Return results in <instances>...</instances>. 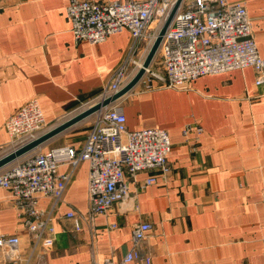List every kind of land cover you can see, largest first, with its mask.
I'll return each mask as SVG.
<instances>
[{"label":"crops","instance_id":"1","mask_svg":"<svg viewBox=\"0 0 264 264\" xmlns=\"http://www.w3.org/2000/svg\"><path fill=\"white\" fill-rule=\"evenodd\" d=\"M230 1L246 5L264 57V0ZM69 2L0 0V148L10 142L8 117L26 101L37 97L47 131L57 127L98 99L131 48L128 30L100 43L76 41ZM160 25L155 20L152 29ZM256 79L255 69L246 67L202 75L186 88L157 84L146 90L137 84L122 104L128 128L167 129L171 171L153 173L157 181L144 188L149 172L139 173L130 183L132 199L91 222L86 217L89 163L81 162L59 201L37 195L38 208L55 228L49 249L34 246L11 192L0 188V233L20 238L16 247L0 250V264L30 256L31 264H124L134 247L151 257L150 264H264V83L257 85ZM83 121L40 147H80L91 129ZM188 124L192 128L185 133ZM70 210L80 229L65 216ZM144 220L152 228L136 246L134 227Z\"/></svg>","mask_w":264,"mask_h":264},{"label":"built area","instance_id":"2","mask_svg":"<svg viewBox=\"0 0 264 264\" xmlns=\"http://www.w3.org/2000/svg\"><path fill=\"white\" fill-rule=\"evenodd\" d=\"M176 2L70 0L67 16L76 41L100 43L124 30L130 31L133 37L131 48L114 73L113 80L105 86L98 99L74 111L73 116L119 92L136 75ZM155 20H159L161 25L153 30ZM246 67L257 72V85L264 83V57L259 52L246 5L230 0H183L163 35L155 57L137 84L146 90L157 84L186 88L202 75ZM155 80L159 83H154ZM124 97L90 115L93 118L91 129L80 147L65 144L42 149L40 145L0 168V188L11 192L34 246L42 245L49 249L55 240L51 216L38 208L37 195L59 201L73 170L81 162L89 163L86 217L91 222L97 216L107 215L116 203L132 199L134 193L130 183L139 173L149 172L141 185L144 188L157 181L153 173L167 175L171 171L169 154L172 141L168 130L159 126L130 130L122 105ZM5 127L10 142L7 147L0 148V158L47 132L48 122L39 99L32 97L11 113ZM191 128V124L186 125L184 132L188 133ZM197 130L200 132L202 128ZM62 166H70L71 170L61 172ZM65 216L75 219L76 227L80 229L79 218L73 210ZM151 228L152 223L148 220L135 225L133 239L136 246L147 238ZM19 242L16 235L0 233L2 251L16 247ZM31 259V256L25 261L6 259L2 264H31ZM133 260L150 264L151 257L144 256L134 247L125 255L123 263ZM102 264L115 263L106 260Z\"/></svg>","mask_w":264,"mask_h":264},{"label":"water","instance_id":"3","mask_svg":"<svg viewBox=\"0 0 264 264\" xmlns=\"http://www.w3.org/2000/svg\"><path fill=\"white\" fill-rule=\"evenodd\" d=\"M182 1L183 0H177L176 5L172 9V11L169 14L166 22L162 26L156 40L154 41V43H153L145 61H144L143 67L140 68V70L136 73V75L119 92H117L114 95H112L111 97L103 100L102 102H98L97 104L93 105L92 107H90V108L78 113L77 115L71 117L70 119H68L67 121L58 125L57 127H55L53 129L47 131L46 133L42 134L41 136H39L34 141L20 147L16 151H13V152L7 154L6 156L0 158V168L3 167L4 165L8 164L9 162L13 161L17 157L25 154L26 152L40 146L41 144H43L44 142H46L50 138H52V137L58 135L59 133L63 132L65 129H67V128L71 127L72 125H74V124L82 121L83 119L89 117L95 111L99 110L101 107L109 105L112 101L117 100L118 98L126 95L133 88H135V86L137 85V83L139 82L141 77L143 76V74L145 72V68L150 65L153 58L155 57L157 50L159 48L160 42L163 38V35L165 34L166 30L168 29V27L172 21V18H173L174 14L177 10V7L181 4Z\"/></svg>","mask_w":264,"mask_h":264},{"label":"rangeland","instance_id":"4","mask_svg":"<svg viewBox=\"0 0 264 264\" xmlns=\"http://www.w3.org/2000/svg\"><path fill=\"white\" fill-rule=\"evenodd\" d=\"M157 57H158V55H157ZM92 116H90V117H88V118H85L84 120L85 121H83V122H86L87 121V123H91L92 122Z\"/></svg>","mask_w":264,"mask_h":264}]
</instances>
